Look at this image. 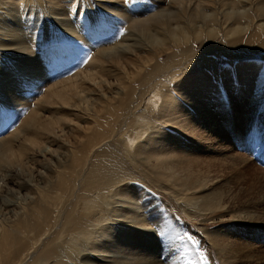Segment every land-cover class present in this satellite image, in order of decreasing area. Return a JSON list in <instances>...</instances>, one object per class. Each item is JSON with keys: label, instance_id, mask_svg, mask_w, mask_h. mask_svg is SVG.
Wrapping results in <instances>:
<instances>
[{"label": "rangeland", "instance_id": "1", "mask_svg": "<svg viewBox=\"0 0 264 264\" xmlns=\"http://www.w3.org/2000/svg\"><path fill=\"white\" fill-rule=\"evenodd\" d=\"M4 1L0 34L14 29L25 51L0 47V152L7 156L0 163V196H7L0 200V232L17 229L24 216L20 205L36 202L27 200L45 185L43 174L53 177V187L58 177L87 173L102 159L120 166L116 189L127 197L115 198L118 217L104 221L109 240L99 253L82 240L76 262L57 263L264 264V34L251 30L222 42L191 37L189 46L179 48L188 47L189 58L200 61L189 72L180 65L185 59L170 63L171 50L159 53L173 68L139 86L132 107L121 111V90L138 71L128 60L143 56L108 55L129 35L141 41L143 34L129 28L131 21L170 12L167 0H117L113 10L99 9L97 2H106L101 0ZM231 5V0L211 4L221 20ZM182 15L178 21L186 29L201 33L207 26L192 12ZM160 24L165 30L159 38H166L174 26L169 20L154 22L150 34ZM136 128L142 137L129 147L125 137L134 136ZM20 164L28 174H16ZM132 207L133 212L125 209ZM136 218L152 234L149 242V235L141 241L148 250L118 240L126 231L139 240L138 230L127 224ZM54 233L30 250L24 235L15 234L24 240L19 264H42L38 258L53 264L48 252L62 255L67 247L65 236L56 241ZM17 245L0 244V264H17ZM172 257L177 259L168 262Z\"/></svg>", "mask_w": 264, "mask_h": 264}, {"label": "bare ground", "instance_id": "2", "mask_svg": "<svg viewBox=\"0 0 264 264\" xmlns=\"http://www.w3.org/2000/svg\"><path fill=\"white\" fill-rule=\"evenodd\" d=\"M42 1L44 2V0ZM101 1L103 2L106 1L104 5L101 4L100 1L97 2V7L101 10L103 9L113 10L115 8H118V6H116L117 0H101ZM212 2L214 7L215 0H196L193 2L191 0H167L165 8L167 10L171 8L170 12L168 11L161 12L162 6L160 8L158 5L159 11L161 12L160 15L158 16L153 15L143 20L131 21V25L129 28L132 29L136 28L137 30L140 31V33L143 34V37L141 36L142 37L141 41L137 40L135 35H129L128 37H125L121 41H119V43H117L114 46L113 53H110L108 55L112 59H117V60L119 56L123 57V56H133L136 54L139 55L137 52H140V54H142L139 56H143V57H137L136 59H132V58L129 60L127 59L129 61L128 65L135 66L138 71L136 72L137 74L135 78L131 82H127V84L125 85V89L121 90V94L123 93L124 95L123 98L118 102L121 111L124 109V107L125 108L132 107L134 103L133 100L136 99V92L139 86H141L144 82L148 80L157 78L158 73L156 74V72H159L162 75H164L170 72V69L173 68L172 64L167 65L165 63H162L161 58L158 57L159 53L163 54L164 51L171 50L172 55L169 56L170 63H175V62L177 63V60L178 62L182 63V61L185 59L186 62L180 65L181 66L184 65L182 67H184L185 72H189L194 69H197L196 67L199 65L200 61L199 59L192 58L193 56L189 58L191 51H189L188 47L183 49H179V48L181 45L189 46L188 43L192 41L190 39L191 37H193L192 39L194 41H196L197 39H201L204 42H206L212 39L214 40L218 39L222 42L232 37H235L237 39L238 37L246 34L251 30H254L255 32H262L264 34V0H231L232 3L231 9L224 13L222 20L221 17L216 16L215 10L211 6ZM4 3H5L4 0H0V7L4 6L5 5ZM49 4L51 3L49 2ZM47 6L50 8L49 5ZM51 8L53 9V6H51ZM48 10L50 12V9ZM182 11H186V12L189 11V13L192 12L191 16L194 17L195 19L200 20L203 24L207 25L205 26L206 28L202 27V32L199 33V31L195 30L194 27L187 29L182 27L178 21L180 18H184V16L182 15ZM59 19L60 18H58V20ZM162 20H169L170 25L174 24L172 28L168 27V35L166 36V38H162L163 40L160 39L161 38L160 33L161 31L165 30L164 28L165 24H160L159 27H154L152 29V32L154 33L150 34L151 32L150 27L154 24V22H162ZM2 34L4 36V39L0 41V47H3L4 49H8L10 46H12L14 47V50L25 51V46L23 42H22L23 45L17 43L18 38L14 37L16 35L14 29L7 30L6 33L4 31ZM2 34L0 35L2 36ZM37 36L38 35H32V37H37ZM218 40L216 41L218 42ZM148 43H150V45H148ZM241 43L243 44V42ZM178 73L179 72H177V74ZM173 74L175 73L173 72ZM174 76L178 77L177 75ZM179 76L182 75L180 74ZM151 94L152 96H155L157 95V92L154 91L151 92ZM184 95L185 98L188 96L187 94ZM165 102H166L165 104L168 105H164L163 107L165 109H169L170 102L169 101H165ZM154 105L155 103H153V106ZM134 131L136 132L134 136L125 137V142L126 139H129L130 142L129 147H131V145L135 143L136 139L142 137V135H140V130L136 128ZM162 148H165V146L161 145L160 143V149ZM7 153L12 154L11 151ZM163 155L165 154H160V156ZM15 156L16 155H12L10 157L12 158L11 160H14ZM160 156L157 155V158L159 159ZM6 158L7 156L5 155V153L2 154V152H0V163L2 162L5 163ZM102 161L103 160L101 159V162L95 163L96 165H89L87 173L83 174L84 170L83 172L78 171L76 174L72 175L73 176L72 179H70L72 177L71 175L70 177L68 176V178H66L67 175L63 176L61 179L60 177H58V181H55L56 184L53 187H49L52 184L53 177L50 176L48 178V176L44 174L43 176L40 177L41 179H43V183L45 185L43 187L37 186L35 190L32 189L34 190V197L33 196H29V198L27 197L28 198L27 203L33 201V199H35L36 202H33L29 206L28 204L24 205V203H23L24 206L20 205L21 210L19 212L23 213L24 216H22V220L20 218L21 220L20 222L18 221L19 225L17 229L16 228L13 229L12 227V229L8 231L1 230L0 232V244L7 243L8 245L10 244L13 247L18 244L17 254L15 257L17 264H19L22 261V258H20L19 256L23 253L22 244H24V240L23 242L22 241L20 242L17 240L18 238L16 239L15 234H17L18 232L24 235L23 237H25L24 239L27 240L26 243L29 244V247H31V245H35L39 240L45 238V236L50 235V233L53 230H55L56 233L55 236V239L57 238L56 241L62 239V237L65 236L64 243L67 245V247H65L64 254L62 255L57 254L56 253L57 251L54 253L53 250H50L48 252L47 259L53 260L52 261L53 264L60 262V260L62 259L66 261H70L71 263L76 262V259L78 257V245H79L78 243H80L82 240H85L89 245H92V247L90 248L92 252H96V253L102 252L99 249V247L106 246V241L109 240L107 232L105 231L106 226L104 225V221H107L113 217H118L117 215L114 214V208L118 206L117 203L120 201L118 202L115 201V198L116 197L120 198L122 195L126 197L125 192L123 190H117L118 188L116 189V186H118L120 182H122V179L119 174L120 166L118 167L117 165L116 168L113 166L110 167L108 164ZM77 162L79 163V161L72 162L74 167L78 166ZM161 162L163 163L161 165L165 166L164 160H162ZM166 162L167 164L169 163V161ZM12 163H14L12 165H16L15 164L16 162H12ZM160 166L158 167L160 168ZM165 167H163V169H165ZM81 169L83 168L81 167ZM15 171L17 172L16 173L17 175L18 174L21 175V171L22 173L28 174L27 167L24 166L23 164H20V166ZM77 180H81L79 185L77 183L78 182ZM27 181L30 182L29 177L27 178ZM67 184L71 185V187L68 190H66ZM77 187L79 188L80 193L76 192ZM48 189H52V191H49ZM29 190L31 189L29 188ZM11 192L12 190L10 188L9 190H7L6 193L9 194ZM2 195L0 196V200L6 202L7 196L4 197ZM205 203L208 204L209 203L208 200H206ZM3 204L4 203H2V205ZM125 209L130 212H133V207L132 210L130 208H125ZM135 220L137 223H127L125 221L122 222L127 223L130 227H132L131 229H133V231L135 229L138 230L135 232L140 233L138 235L139 240L136 238L131 239L132 231H126L124 236L118 238V240H123L122 241L123 243L125 242V240H131L130 243L132 247L131 249L148 250L149 248L148 247L144 248L141 241L146 239V236L149 235L148 237L149 239H146V241L149 242L151 239L150 235L152 234H150L149 229L146 228L145 221H142V219H137V218ZM30 249H33V246L31 248H28V250ZM79 250L81 251L82 249L79 247ZM176 259L177 257L176 258L172 257V259L168 262L173 263V261ZM36 261L37 262L39 261V263L42 264L46 263L45 262L46 260L41 258H38ZM57 264H61V263H57Z\"/></svg>", "mask_w": 264, "mask_h": 264}]
</instances>
